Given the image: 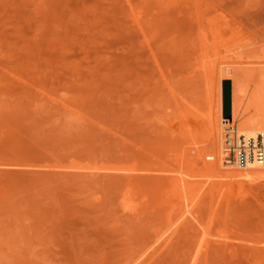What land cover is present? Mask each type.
<instances>
[{
	"label": "rangeland",
	"instance_id": "374dc122",
	"mask_svg": "<svg viewBox=\"0 0 264 264\" xmlns=\"http://www.w3.org/2000/svg\"><path fill=\"white\" fill-rule=\"evenodd\" d=\"M175 1L0 0V264H264V180L206 156L264 0Z\"/></svg>",
	"mask_w": 264,
	"mask_h": 264
},
{
	"label": "bare ground",
	"instance_id": "6f19581e",
	"mask_svg": "<svg viewBox=\"0 0 264 264\" xmlns=\"http://www.w3.org/2000/svg\"><path fill=\"white\" fill-rule=\"evenodd\" d=\"M168 1H170V4L172 3V5H174L173 2L175 0L174 1L172 0L173 2H171V0H168ZM175 2H177V1H175ZM204 3H206V1ZM219 4H221V3H219ZM162 6L165 7V5H162ZM182 6H183V3H182ZM174 7H175V5H174ZM186 7H188V6H186ZM187 9H185V12L187 11ZM174 10H176V9H174ZM202 10H200V11H202ZM160 13H162V12H160ZM198 13H200V12H198ZM191 14H192V12H191ZM180 15H182V14H180ZM169 16H170V14H169ZM187 18H188V16H187ZM215 18H217V17L215 16ZM169 20H170V18H169ZM179 22H180V20H178V23ZM199 22H200V20H199ZM207 26H208V24H207ZM140 27H141V25H140ZM204 27H205V25H204ZM142 31H143V29H142ZM112 33H110V34H112ZM205 45H206V43H205ZM231 46L233 48V45H231ZM231 46H230V48H231ZM246 46H247V44H246ZM231 50H233V49H231ZM227 51L229 52L228 49L226 50V52ZM223 57H224V55H223ZM215 60H216V57H215ZM224 62H225V60H224ZM226 63L227 64L219 63L218 72H217L218 76H217L216 81H217V88L220 90L221 89V82L223 79L232 80V94H231V98H232V102H231V104H232V106H231L232 107V119L228 120V119L224 118L222 116V114L220 115V104L218 106L216 117L212 118V121L209 119V121H211V122L209 123V127H207L208 130H207V135H206V142L208 144V146H207L208 150L207 151H210V153H212V154H207L206 156H207V158H210L212 160V163L210 162L208 164V166H212L210 168L219 167V166H220L219 168H221V166H223V167L227 166V164L225 163V159H224V155H223V149H222L223 131H224V128L227 126H230L232 122L237 127L238 132H240L241 134H243L247 137H255L258 132L264 131V72L260 73L259 83L256 86V90L253 89V91H250L247 88L246 83H247V79L249 77L253 76V72L251 74L249 73L250 75L248 74V76L247 75L244 76L242 74V72H240L238 70V68L233 64V62L232 63L226 62ZM219 103H221V102H219ZM203 154H204V152L202 153V151H201V154H198V157L203 156ZM231 170H233V169H231ZM236 171H238V174H236L235 176L233 175L232 178L233 179L236 178V179H238V181H245V180L246 181H260V180H264V167L260 166L258 164H255V163L250 164L247 167L236 170ZM234 172H235V170H234Z\"/></svg>",
	"mask_w": 264,
	"mask_h": 264
},
{
	"label": "built area",
	"instance_id": "2783aa9c",
	"mask_svg": "<svg viewBox=\"0 0 264 264\" xmlns=\"http://www.w3.org/2000/svg\"><path fill=\"white\" fill-rule=\"evenodd\" d=\"M222 149L225 163L237 169L253 163L264 167V131L258 132L255 137H247L238 132L232 122L224 128Z\"/></svg>",
	"mask_w": 264,
	"mask_h": 264
},
{
	"label": "water",
	"instance_id": "95a60500",
	"mask_svg": "<svg viewBox=\"0 0 264 264\" xmlns=\"http://www.w3.org/2000/svg\"><path fill=\"white\" fill-rule=\"evenodd\" d=\"M223 109L226 117H230V88L227 86L224 88V96H223Z\"/></svg>",
	"mask_w": 264,
	"mask_h": 264
}]
</instances>
